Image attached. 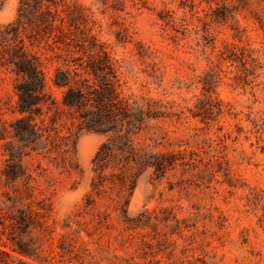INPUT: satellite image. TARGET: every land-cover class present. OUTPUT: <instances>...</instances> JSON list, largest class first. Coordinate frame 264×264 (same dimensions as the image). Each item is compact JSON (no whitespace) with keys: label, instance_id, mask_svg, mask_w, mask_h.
I'll return each instance as SVG.
<instances>
[{"label":"rangeland","instance_id":"obj_1","mask_svg":"<svg viewBox=\"0 0 264 264\" xmlns=\"http://www.w3.org/2000/svg\"><path fill=\"white\" fill-rule=\"evenodd\" d=\"M19 1L0 0V25ZM55 1L106 46L126 93L162 105L135 142L198 155L122 196L109 166L91 186L103 135L81 131L62 158L11 159L19 115L0 65V264H264V0ZM44 65L49 77L57 63ZM21 211L34 214L26 232Z\"/></svg>","mask_w":264,"mask_h":264},{"label":"trees","instance_id":"obj_2","mask_svg":"<svg viewBox=\"0 0 264 264\" xmlns=\"http://www.w3.org/2000/svg\"><path fill=\"white\" fill-rule=\"evenodd\" d=\"M57 4L55 0H20L15 20L0 25V65L14 76V111L19 115L7 131L16 142L5 148L8 156L14 159L16 154L39 151L62 158L81 131L103 135L106 140L92 159L96 178L91 186L101 189L102 173L109 166L118 171L111 176L118 182L120 196L133 189L145 172L158 177L177 163L191 165L198 155L194 151L186 161L185 152L154 151L135 142L150 121L163 116L162 105L126 93L121 66L106 46L76 27L70 13L61 15ZM34 48L52 54H40ZM45 60L57 63L49 77ZM33 215L21 211L24 232L34 224ZM12 250L33 256L20 243Z\"/></svg>","mask_w":264,"mask_h":264}]
</instances>
